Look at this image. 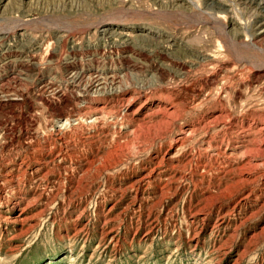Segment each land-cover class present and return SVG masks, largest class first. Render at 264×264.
<instances>
[{"label":"rangeland","instance_id":"374dc122","mask_svg":"<svg viewBox=\"0 0 264 264\" xmlns=\"http://www.w3.org/2000/svg\"><path fill=\"white\" fill-rule=\"evenodd\" d=\"M0 38V264H264V0H0Z\"/></svg>","mask_w":264,"mask_h":264},{"label":"bare ground","instance_id":"6f19581e","mask_svg":"<svg viewBox=\"0 0 264 264\" xmlns=\"http://www.w3.org/2000/svg\"><path fill=\"white\" fill-rule=\"evenodd\" d=\"M110 24H111V23H110ZM60 30H61V29H60ZM23 31H24V30H23ZM23 31H22V33H23ZM106 31H107V30H106V28L104 27V29H102L100 33L103 34V33H105ZM26 32H27V31H26ZM28 32H29V31H28ZM28 32H27L26 34H28ZM107 32H108V31H107ZM29 34H30V33H29ZM107 34H108V33H107ZM107 34H106V37H107ZM32 35H33V34H32ZM9 36H10V35H9ZM9 36L7 35V38H8ZM104 36H105V35H104ZM4 37H5V36H4ZM4 37H3V38H4ZM34 37H35V35H34ZM37 37H38V36H37ZM37 37H35V38H37ZM142 38H146V37H142ZM0 39H1V38H0ZM4 39H5V38H4ZM33 39H34V38H33ZM104 39H105V38H104ZM31 40H32V39H31ZM101 40H102V38H101ZM108 40H109V39H108ZM108 40H107V41H108ZM103 41H104V40H103ZM107 41H106V42H107ZM4 42H5V41H4ZM26 45H27V44H26ZM0 46H1V45H0ZM30 46H33V45H30ZM95 81H96V80H95ZM93 119H94V118H93ZM95 120H96V119H95ZM77 121H78V120H77ZM263 127H264V126H263Z\"/></svg>","mask_w":264,"mask_h":264}]
</instances>
